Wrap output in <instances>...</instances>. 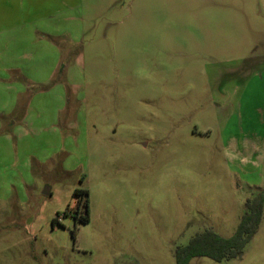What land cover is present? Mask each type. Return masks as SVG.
Returning a JSON list of instances; mask_svg holds the SVG:
<instances>
[{"label": "rangeland", "instance_id": "obj_1", "mask_svg": "<svg viewBox=\"0 0 264 264\" xmlns=\"http://www.w3.org/2000/svg\"><path fill=\"white\" fill-rule=\"evenodd\" d=\"M262 190L264 0H0V264H176Z\"/></svg>", "mask_w": 264, "mask_h": 264}, {"label": "trees", "instance_id": "obj_2", "mask_svg": "<svg viewBox=\"0 0 264 264\" xmlns=\"http://www.w3.org/2000/svg\"><path fill=\"white\" fill-rule=\"evenodd\" d=\"M86 196L87 191L76 192ZM264 208V190L259 191L252 199L247 200L245 212L234 234L223 238L212 230H204L196 234L187 245L178 247L175 251L176 264H189L198 257H206L215 262L230 260L242 254L244 248L258 231ZM67 215V212L65 213ZM88 222V216L82 219Z\"/></svg>", "mask_w": 264, "mask_h": 264}, {"label": "water", "instance_id": "obj_3", "mask_svg": "<svg viewBox=\"0 0 264 264\" xmlns=\"http://www.w3.org/2000/svg\"><path fill=\"white\" fill-rule=\"evenodd\" d=\"M44 194H45V195H47V194L49 195V191H48V189L45 190Z\"/></svg>", "mask_w": 264, "mask_h": 264}]
</instances>
